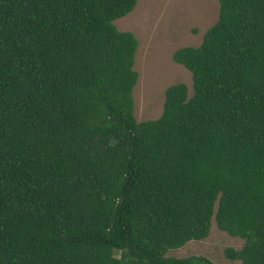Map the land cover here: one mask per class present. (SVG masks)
<instances>
[{"label": "trees", "instance_id": "obj_1", "mask_svg": "<svg viewBox=\"0 0 264 264\" xmlns=\"http://www.w3.org/2000/svg\"><path fill=\"white\" fill-rule=\"evenodd\" d=\"M138 0H0V264H264V0H219L192 73L134 114Z\"/></svg>", "mask_w": 264, "mask_h": 264}, {"label": "rangeland", "instance_id": "obj_2", "mask_svg": "<svg viewBox=\"0 0 264 264\" xmlns=\"http://www.w3.org/2000/svg\"><path fill=\"white\" fill-rule=\"evenodd\" d=\"M219 0H138L132 12L115 21L120 30L132 31L139 39L135 69L134 114L138 121L157 119L163 112L165 91L183 82L192 95V73L173 59L185 46H199L206 30L219 18ZM245 239L229 235L212 220L210 234L171 249L167 256H204L214 264H242L225 255L228 247L241 248Z\"/></svg>", "mask_w": 264, "mask_h": 264}]
</instances>
